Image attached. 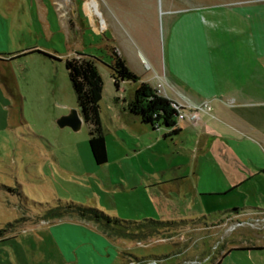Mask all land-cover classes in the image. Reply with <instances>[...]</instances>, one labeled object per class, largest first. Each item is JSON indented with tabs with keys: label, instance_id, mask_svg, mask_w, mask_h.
I'll return each instance as SVG.
<instances>
[{
	"label": "rangeland",
	"instance_id": "1",
	"mask_svg": "<svg viewBox=\"0 0 264 264\" xmlns=\"http://www.w3.org/2000/svg\"><path fill=\"white\" fill-rule=\"evenodd\" d=\"M237 1L241 0H170V6L186 9ZM166 5L167 0H158L161 50L165 36L161 10ZM114 28L105 15L101 18L96 0H0V231L5 236L19 233L27 260L34 259L36 264H44L45 257L39 254L46 246H34L30 233L26 241L20 232L40 222L59 220L81 224L102 238L105 253H114L112 264H214L228 239L241 234L264 245V218L257 215L229 219L219 234L202 220L166 228L113 230L75 214L42 219L46 207L59 199L102 211L101 206L106 210L103 213L133 222L168 221L164 220L167 212L174 210L183 214L239 208L264 211V175L255 172L257 165L264 164V149L252 133H244L238 115L243 108L210 104L211 111L199 112L196 122H176L181 134L172 142L164 141L160 131L144 133L139 123L128 122L129 115L123 111L136 84L123 82L118 90L113 85L109 65ZM172 34L174 44L190 55L192 33L174 29ZM77 54L93 60L103 82L98 106L107 162L100 166L92 159L83 122L77 131L58 125L73 110L79 112L65 69V61L79 58ZM148 74L152 76L153 70ZM163 88L168 89L165 83L160 85ZM217 142L227 146L236 170L253 172L243 187L222 198H201L198 204L171 208L163 203L161 188L149 181L163 172L169 179L188 177L195 183L197 167L207 152L225 161L223 150L211 153V144ZM190 219L192 215L180 221ZM0 249L5 247L0 245ZM16 252L14 245L4 251L8 264H19ZM1 254L2 250L0 258ZM226 262L264 264V246L229 252Z\"/></svg>",
	"mask_w": 264,
	"mask_h": 264
},
{
	"label": "crops",
	"instance_id": "2",
	"mask_svg": "<svg viewBox=\"0 0 264 264\" xmlns=\"http://www.w3.org/2000/svg\"><path fill=\"white\" fill-rule=\"evenodd\" d=\"M96 4L101 18L105 15L115 27L110 38L113 44L110 48L140 82L152 88L165 83L168 89L163 88L161 96L181 106L206 103L210 107L228 104L243 108L238 115L243 119V129H246L244 133H252L258 145L264 149V0H241L186 9H173L170 0H167L166 10H161L165 14L163 50L158 29V0H96ZM173 15H179V18L174 19ZM174 29L192 33L190 55L183 53L174 44ZM165 47L168 48L167 53ZM151 70L152 76L148 74ZM123 111L126 109L123 108ZM128 115V122L139 123L144 133L160 131L164 141L172 142V138L181 134L177 124L179 132L164 137L170 133L169 130H154L142 124L136 116ZM230 116L234 117V114ZM221 143L217 142L216 146L212 143L210 147L214 151L210 150L213 154L223 150L227 154L225 161H217L216 157L209 156L207 152L203 156L204 163L197 167L195 183H190L188 177L175 176L169 179L163 172L155 181H149V184H157L161 188L163 203L171 208L173 204H198L201 198H222L243 187V182H247L253 172L246 168L242 173L236 170L230 162L227 146ZM255 172L256 175H264V164L257 165ZM98 208L106 211L101 206ZM232 210L209 214H201L199 210L183 214L174 210L175 213L167 212L164 220L186 224L202 220L203 224L213 226L208 228L214 229V234H219L229 219L245 215L247 218L253 215L264 218V211L239 208L234 213ZM190 215L193 219L180 221ZM20 233L25 234L26 241L31 237L32 243L35 241L34 246H40L41 243L46 246L44 252L39 254L41 258L45 257L44 264L113 263V251L108 250L109 254H106L102 248L105 246L103 239L96 237L81 224L61 220L47 224L40 222ZM18 234L4 235L0 245L5 250L14 245L17 249L15 258L19 264L38 263L34 259L27 260ZM259 244L245 239L243 234L237 238L231 237L224 245L221 258L214 264H228L226 257L229 252H250V249L264 246ZM0 250L3 251L1 255H4V258H0V264H8V254ZM34 257L40 259L37 253Z\"/></svg>",
	"mask_w": 264,
	"mask_h": 264
},
{
	"label": "trees",
	"instance_id": "3",
	"mask_svg": "<svg viewBox=\"0 0 264 264\" xmlns=\"http://www.w3.org/2000/svg\"><path fill=\"white\" fill-rule=\"evenodd\" d=\"M79 58H72L65 61V69L68 73L69 81L73 89L79 112L83 123L88 130V146L94 163L97 166L107 162L105 140L99 119V106L101 100L103 82L94 65L92 59L83 55ZM113 62L110 66L111 78L116 90L119 84L131 82L136 84L134 95L126 103V111L139 118L144 125L152 127L154 130L163 128L170 131L164 137L176 135L179 129L176 128V111L171 108V102L159 95L155 88L147 83L139 81V78L128 70L125 62L112 51ZM116 101L118 99H115ZM47 209L42 216L43 220L59 219L67 214H75L79 218L93 221L96 224L113 230L143 229L154 226L155 228H166L178 222L144 220L143 222H133L111 217L99 209L79 203L68 202L66 200H56L53 206ZM238 210L233 209L236 213ZM4 231H0V239L4 237Z\"/></svg>",
	"mask_w": 264,
	"mask_h": 264
},
{
	"label": "built area",
	"instance_id": "4",
	"mask_svg": "<svg viewBox=\"0 0 264 264\" xmlns=\"http://www.w3.org/2000/svg\"><path fill=\"white\" fill-rule=\"evenodd\" d=\"M157 93L161 95L160 85H157ZM171 108L176 111V122L187 120L190 123H194L198 120L199 112L208 113L211 111V107L204 103L199 106H181L174 102H171ZM158 129V128H157Z\"/></svg>",
	"mask_w": 264,
	"mask_h": 264
},
{
	"label": "water",
	"instance_id": "5",
	"mask_svg": "<svg viewBox=\"0 0 264 264\" xmlns=\"http://www.w3.org/2000/svg\"><path fill=\"white\" fill-rule=\"evenodd\" d=\"M82 122L81 114L77 110H73L69 116L62 118L58 122V125L60 127L68 126L73 131H77L81 127Z\"/></svg>",
	"mask_w": 264,
	"mask_h": 264
}]
</instances>
